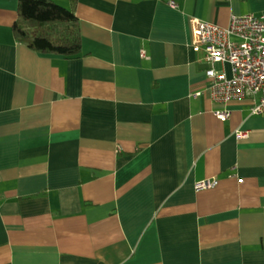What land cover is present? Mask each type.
Here are the masks:
<instances>
[{
  "label": "crops",
  "instance_id": "crops-1",
  "mask_svg": "<svg viewBox=\"0 0 264 264\" xmlns=\"http://www.w3.org/2000/svg\"><path fill=\"white\" fill-rule=\"evenodd\" d=\"M54 1L77 56L19 41L0 0V264H264V111L214 100L192 23L264 0Z\"/></svg>",
  "mask_w": 264,
  "mask_h": 264
},
{
  "label": "built area",
  "instance_id": "built-area-1",
  "mask_svg": "<svg viewBox=\"0 0 264 264\" xmlns=\"http://www.w3.org/2000/svg\"><path fill=\"white\" fill-rule=\"evenodd\" d=\"M173 6L177 4L170 2ZM193 44L204 52L210 64L206 73L211 79L214 100L227 104L231 100L251 98L252 113L264 111V15L255 13L232 14L227 26L193 19ZM145 51L142 50L144 56ZM218 63L231 66V75L216 67ZM216 115L227 118L228 109L217 110ZM239 131L237 137H245ZM216 178H204L195 183L196 190L217 186Z\"/></svg>",
  "mask_w": 264,
  "mask_h": 264
},
{
  "label": "trees",
  "instance_id": "trees-1",
  "mask_svg": "<svg viewBox=\"0 0 264 264\" xmlns=\"http://www.w3.org/2000/svg\"><path fill=\"white\" fill-rule=\"evenodd\" d=\"M13 31L19 41L40 52L67 57L81 52L79 20L74 9L54 0H19Z\"/></svg>",
  "mask_w": 264,
  "mask_h": 264
}]
</instances>
